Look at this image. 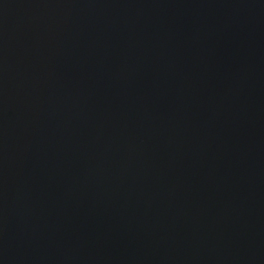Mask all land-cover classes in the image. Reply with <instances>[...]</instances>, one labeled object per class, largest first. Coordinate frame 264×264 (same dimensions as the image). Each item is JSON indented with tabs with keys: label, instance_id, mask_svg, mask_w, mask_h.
Listing matches in <instances>:
<instances>
[{
	"label": "water",
	"instance_id": "obj_1",
	"mask_svg": "<svg viewBox=\"0 0 264 264\" xmlns=\"http://www.w3.org/2000/svg\"><path fill=\"white\" fill-rule=\"evenodd\" d=\"M0 264H264V0H0Z\"/></svg>",
	"mask_w": 264,
	"mask_h": 264
}]
</instances>
